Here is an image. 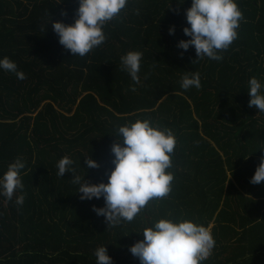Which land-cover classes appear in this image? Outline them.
Here are the masks:
<instances>
[{
  "label": "trees",
  "instance_id": "16d2710c",
  "mask_svg": "<svg viewBox=\"0 0 264 264\" xmlns=\"http://www.w3.org/2000/svg\"><path fill=\"white\" fill-rule=\"evenodd\" d=\"M191 3L127 0L103 26L104 43L80 57L52 27L73 24L79 0H0V59L26 75L0 68V179L16 159L25 164L11 200L0 186V264H97L101 246L112 264H141L130 246L161 218L210 228L215 246L201 264H264V183H250L264 157V112L248 106L250 78L264 95V0H235L243 19L218 61L178 47L191 39L183 32ZM129 51L142 53L139 83L121 64ZM192 72L201 88L184 90ZM138 119L175 136L171 191L108 226L93 211L103 197L81 199L57 164L67 156L84 183H107L118 128Z\"/></svg>",
  "mask_w": 264,
  "mask_h": 264
},
{
  "label": "clouds",
  "instance_id": "9594fccd",
  "mask_svg": "<svg viewBox=\"0 0 264 264\" xmlns=\"http://www.w3.org/2000/svg\"><path fill=\"white\" fill-rule=\"evenodd\" d=\"M126 5L127 0H79L78 16L74 23L66 25L54 21L52 27L59 36V43L71 55L84 57L104 43L106 36L103 26L118 17ZM136 14L139 15V10H136ZM242 19L243 14L235 0H192L191 6L186 9V20L190 27L183 28L184 34L191 39L179 41L178 47L187 50L190 45L194 46L196 59L206 56L221 60L222 56L218 52L226 50L237 38L236 29ZM173 31L170 27L169 34H173ZM141 59L142 53L139 51H129L121 57L123 69L136 83L140 82L138 73ZM0 68L15 73L18 79H26L25 73L18 71L15 62L8 57L0 59ZM181 87L184 90L201 88L200 74H185ZM261 87L255 77L250 78L248 106L264 112ZM118 135L122 139H115L112 144L114 167L107 183H84L79 175H75L72 167L74 162L67 156L62 157L57 164V175L63 177L66 172L72 173L73 183L79 185L81 199L103 197L104 207L93 206V211L98 216L102 215L108 226L118 225L122 219L131 222L150 201L167 197L174 179L168 171L172 167L171 154L176 146L171 129L154 127L148 120L138 119L130 125L120 126ZM85 161L88 168L99 167L91 158ZM24 167V162L18 158L8 165L0 179L3 195L9 200L18 188H23L20 170ZM250 183H264V157ZM23 202V195L16 198L18 205ZM142 234L143 240L135 242L129 249L141 264H201L211 255L215 246L210 228L190 220L176 223L161 218L155 222L154 228H144ZM95 256L97 264H112L105 246L98 247Z\"/></svg>",
  "mask_w": 264,
  "mask_h": 264
}]
</instances>
